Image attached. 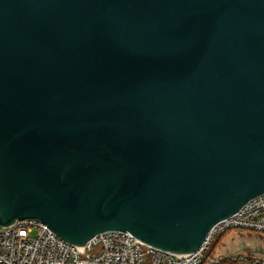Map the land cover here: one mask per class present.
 <instances>
[{
  "label": "water",
  "instance_id": "obj_1",
  "mask_svg": "<svg viewBox=\"0 0 264 264\" xmlns=\"http://www.w3.org/2000/svg\"><path fill=\"white\" fill-rule=\"evenodd\" d=\"M264 193V0H0V226L191 255Z\"/></svg>",
  "mask_w": 264,
  "mask_h": 264
},
{
  "label": "built area",
  "instance_id": "obj_2",
  "mask_svg": "<svg viewBox=\"0 0 264 264\" xmlns=\"http://www.w3.org/2000/svg\"><path fill=\"white\" fill-rule=\"evenodd\" d=\"M232 230L264 234V193L220 221L207 242L191 255H176L152 247L129 232L105 231L85 247L70 244L37 219L0 226V264H264V257L209 255L213 239Z\"/></svg>",
  "mask_w": 264,
  "mask_h": 264
},
{
  "label": "crops",
  "instance_id": "obj_3",
  "mask_svg": "<svg viewBox=\"0 0 264 264\" xmlns=\"http://www.w3.org/2000/svg\"><path fill=\"white\" fill-rule=\"evenodd\" d=\"M242 231H233L225 234L223 237L229 240L234 238L235 235H240L241 237H244L241 233ZM222 237V238H223ZM223 238V239H224ZM234 241V239H232ZM220 249L215 250L214 254L222 256L224 258L234 256V255H246V256H259L264 257V237H260V242L254 247H251V245H244L241 249H236V247H232L230 244H228L226 241L224 243L221 242Z\"/></svg>",
  "mask_w": 264,
  "mask_h": 264
},
{
  "label": "rangeland",
  "instance_id": "obj_4",
  "mask_svg": "<svg viewBox=\"0 0 264 264\" xmlns=\"http://www.w3.org/2000/svg\"><path fill=\"white\" fill-rule=\"evenodd\" d=\"M235 230H232V231H229V232H233ZM236 231H239V230H236ZM228 232V233H229ZM241 233H243L242 235H244V237H241L240 235H235L234 238V241H232V239H229V240H225L226 237L223 239H221L220 243L217 245V250L220 249V244L221 242L224 243L225 241L230 244L232 247H236V249H241L243 248L244 245H251V247H254L256 246L257 244H259L260 242V237H264V234H261V233H254V232H249V231H242ZM227 234V233H226ZM225 235V234H224ZM219 238V235L215 236L214 239H213V242L211 244V248H212V245H214L215 241ZM241 247V248H240ZM227 260V259H226ZM220 264H233L231 263L229 260H227V262H222Z\"/></svg>",
  "mask_w": 264,
  "mask_h": 264
},
{
  "label": "trees",
  "instance_id": "obj_5",
  "mask_svg": "<svg viewBox=\"0 0 264 264\" xmlns=\"http://www.w3.org/2000/svg\"><path fill=\"white\" fill-rule=\"evenodd\" d=\"M223 236L224 234L219 235V238L215 241L214 245H212V248L209 251V255H212L215 252L217 245L220 243ZM224 262H227V260H224Z\"/></svg>",
  "mask_w": 264,
  "mask_h": 264
}]
</instances>
